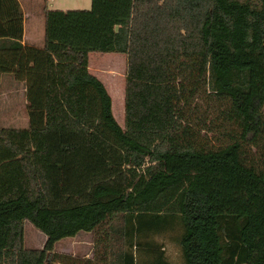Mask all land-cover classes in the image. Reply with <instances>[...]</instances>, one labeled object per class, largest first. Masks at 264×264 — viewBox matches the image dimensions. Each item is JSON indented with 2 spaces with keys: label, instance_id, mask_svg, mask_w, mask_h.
<instances>
[{
  "label": "trees",
  "instance_id": "obj_1",
  "mask_svg": "<svg viewBox=\"0 0 264 264\" xmlns=\"http://www.w3.org/2000/svg\"><path fill=\"white\" fill-rule=\"evenodd\" d=\"M22 36L0 0V75L28 114L0 126V264H170L151 236L176 224L185 264H264V0H91L45 8L41 47ZM92 51L127 56L124 127ZM79 230L112 257L55 249Z\"/></svg>",
  "mask_w": 264,
  "mask_h": 264
},
{
  "label": "rangeland",
  "instance_id": "obj_2",
  "mask_svg": "<svg viewBox=\"0 0 264 264\" xmlns=\"http://www.w3.org/2000/svg\"><path fill=\"white\" fill-rule=\"evenodd\" d=\"M22 4L26 13V32L34 37L43 38L45 8H89L91 0H22ZM89 70L98 76L106 86L107 91L111 95L113 115L117 122L124 127V91L127 70L126 54L118 51L89 52ZM13 81H0V126L19 127L28 124V120L26 124H22L23 115L26 114V111L25 107L23 105L21 106V96L16 95L17 98L11 95L13 92L9 91L7 88ZM19 83V80H17V84ZM13 102H15V104H13ZM3 107L6 109L3 110ZM114 221L115 224H121L122 222L119 217L114 218ZM105 228H107V226H105ZM179 229V225L176 224L173 229H168L162 233L151 236V238L156 239L163 245L166 258L170 261V264H185L180 246L177 242ZM95 234H97L95 231H80L72 238L69 236L62 237L55 243V249L59 252L74 254V256H78L82 259L86 257L94 258L95 252H98V257L100 258V254H102L104 250L106 251L105 254L109 255L108 258L112 257L108 246V239L95 238ZM100 235H102V232H99V236ZM45 239L46 235L43 231L34 226L30 220L24 219L23 244L25 247L40 248L43 246ZM114 244L117 245L118 242L115 241ZM137 253L139 259L141 252L138 249ZM104 262L106 264V261ZM100 263L102 264L103 262Z\"/></svg>",
  "mask_w": 264,
  "mask_h": 264
},
{
  "label": "crops",
  "instance_id": "obj_3",
  "mask_svg": "<svg viewBox=\"0 0 264 264\" xmlns=\"http://www.w3.org/2000/svg\"><path fill=\"white\" fill-rule=\"evenodd\" d=\"M19 2L21 4L22 10H23V36H22L21 41L23 44H30V45L41 47L43 45V38L36 37V36L34 37L33 35H30L26 32V28H25L26 13H25L24 6L22 4V0H19ZM2 80H9V81L14 80L12 83L9 84V86L7 88L9 91L13 92V93H11V95H14L15 97H17L18 95L21 96V97L19 96L22 99L21 106L23 105L25 107V111H26V114L23 115V123L22 124H26V122L28 120V114H27V107H26L27 98H26V82H25V80L21 79V78H16L12 72L1 73L0 81H2ZM17 80H19V82H20L19 84H17ZM18 85H19V87H18ZM12 99H13V97H12ZM13 104H15V102H13ZM4 109H6V108L3 107V110ZM13 127H15V126H13ZM19 127H24V126H19ZM80 231H84V230H79L75 235H77ZM85 232H92V231H85ZM75 235H73V236H75ZM73 236H69V237L72 238Z\"/></svg>",
  "mask_w": 264,
  "mask_h": 264
}]
</instances>
